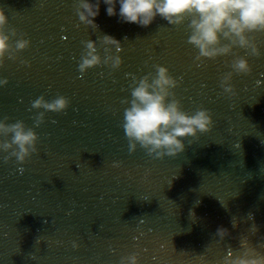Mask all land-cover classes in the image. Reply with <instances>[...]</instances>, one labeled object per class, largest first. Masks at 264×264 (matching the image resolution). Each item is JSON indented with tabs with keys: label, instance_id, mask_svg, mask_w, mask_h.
Here are the masks:
<instances>
[{
	"label": "water",
	"instance_id": "1",
	"mask_svg": "<svg viewBox=\"0 0 264 264\" xmlns=\"http://www.w3.org/2000/svg\"><path fill=\"white\" fill-rule=\"evenodd\" d=\"M76 3L0 0L5 30L16 32L10 43L30 41L0 65V118L32 127L43 111L31 107L35 98L70 99L35 127L37 152L22 165L0 160V264H119L133 253L138 264H222L245 238L264 253V33L255 34L261 56L248 57L250 73L233 74L230 95L220 80L232 54L195 61L187 20L173 26L157 16L140 27L107 16L101 3L93 30ZM104 34L121 42L122 64L81 75L82 41H96L103 57ZM155 64L179 79L173 92L184 110L204 107L213 118L161 159L139 146L130 153L121 127L132 77ZM219 227L228 230L221 242Z\"/></svg>",
	"mask_w": 264,
	"mask_h": 264
},
{
	"label": "clouds",
	"instance_id": "2",
	"mask_svg": "<svg viewBox=\"0 0 264 264\" xmlns=\"http://www.w3.org/2000/svg\"><path fill=\"white\" fill-rule=\"evenodd\" d=\"M101 3L106 6L107 16H116L118 22L134 23L140 27H148L157 16L173 26L187 20V43L197 49L195 61L232 54L231 70L220 80L221 88L230 95L234 94L230 83L233 74L250 73L252 66L248 57L262 54L255 34L264 33V0H77L75 11L79 21L96 30L95 18L100 13ZM7 23L8 15L0 7V65L6 56L15 59V53L30 44L29 39L18 38L13 46L10 40L16 32L6 31ZM100 40L104 46L103 57L97 51L96 41H82L83 50L77 66L81 75L101 63L111 69L122 64L119 55L121 42L109 34H104ZM237 49L244 50L243 54H237ZM153 67L154 73L132 77L130 96L121 101L127 105L123 110L121 127L130 153L139 146L148 156L161 159L181 153L185 139L209 131L213 118L209 109L204 107L192 112L184 110L173 92L180 83L179 79L170 74L166 65L155 64ZM6 83L7 77L0 76V86ZM256 83L261 82L258 80ZM69 103L70 99L65 95L51 99L38 96L31 102V107L43 111L36 113L32 127L26 126L22 120L9 123L7 116L0 118V160L7 162L14 157L22 165L38 150L39 137L35 127L44 121L45 113H61ZM113 166H118V162L114 161ZM18 171H23L22 166ZM250 230L256 232L258 229L253 225ZM227 234L226 228H217L218 242ZM259 246L264 247V244ZM72 247L78 248V242L73 240ZM119 264H138V255L123 256ZM222 264H264V253L251 247L245 238L241 240L238 251H230L223 257Z\"/></svg>",
	"mask_w": 264,
	"mask_h": 264
}]
</instances>
